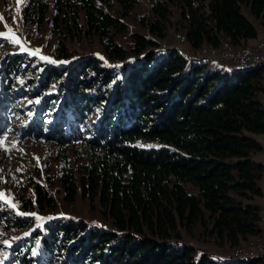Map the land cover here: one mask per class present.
I'll return each mask as SVG.
<instances>
[{
  "label": "trees",
  "instance_id": "16d2710c",
  "mask_svg": "<svg viewBox=\"0 0 264 264\" xmlns=\"http://www.w3.org/2000/svg\"><path fill=\"white\" fill-rule=\"evenodd\" d=\"M137 1L25 5L23 24L49 20L56 60L24 50L1 55L0 136L15 133L10 116L17 100L29 98L19 136L74 151L76 166L57 176L64 199L79 190L91 206L97 200L103 225L67 214L39 223L37 214L22 215L56 206L47 184L32 179V194L20 202L28 212L0 201V237L19 232L0 241V264H222L205 251L198 262L182 231L198 228L233 250L260 234L263 163L255 154L264 146L250 133L264 134L263 67L191 62L177 47L156 49L158 40L138 31L122 43L123 18ZM242 3L264 26V0H150L148 30L161 38L175 23L196 50L217 49L222 39L243 45L257 28ZM67 40L84 47L98 41L112 64L96 53L74 56ZM129 56L141 58L114 64ZM96 109L101 117L90 126ZM220 259L264 264L261 257Z\"/></svg>",
  "mask_w": 264,
  "mask_h": 264
},
{
  "label": "rangeland",
  "instance_id": "374dc122",
  "mask_svg": "<svg viewBox=\"0 0 264 264\" xmlns=\"http://www.w3.org/2000/svg\"><path fill=\"white\" fill-rule=\"evenodd\" d=\"M29 0H0V33L7 32L8 29H11V33L15 34V37L19 39V43H12L9 38L0 36V57L2 54L13 51H28L30 53H35L33 55H39L41 57H47L54 59L53 55L56 35L49 31V20L46 19L40 27L31 26L28 24L22 23V15L24 12L25 5ZM150 0H138L134 6L131 8L129 14L124 17L126 23L125 31L118 33L117 38L122 43L129 42V33L131 31H138L148 36L154 37L158 40L159 44L157 48H179L184 55H186L191 62L198 61L200 58L208 60H222L226 61L229 66L233 67L229 62L221 58V55H215V57L205 54L206 49L201 51H196L195 48L191 47L189 43H186V37L183 31L177 29L175 23H170L168 28L165 30V35L159 38L156 34L151 33L148 30V24L152 17ZM242 12L248 16L253 22L257 29H261V22L257 19L249 9V6L246 4H241ZM51 10L47 13L50 14ZM7 25V27H5ZM264 37L247 42L243 45L234 46L227 40H220L221 42H227L231 44L235 50L240 47L254 46L257 42L263 41ZM220 42V44H221ZM67 45L70 50L74 53V56L84 55L85 53H96L106 59L109 63L108 57L106 56L103 48L101 47L98 41H94L90 45L84 47L83 44L78 43L77 41L67 40ZM208 45V44H206ZM217 52L222 51V47L219 46ZM208 56V57H207ZM139 59L141 57L129 56L119 62L114 64H119L124 66L132 59ZM56 60V59H54ZM229 66L222 67V69H228ZM121 73H119L117 79L121 78ZM264 90L260 93V96L263 98ZM29 98L24 97L20 100H17L19 106V111L13 112L10 116V129L15 133L9 134L6 133V136H0V193H3L7 199L0 198V201L3 203L2 206L6 209L9 208L13 211L24 210L21 205L22 196L26 197L32 194V187L30 181L32 179L41 180L47 184L51 194L53 195L56 206L54 208H48L43 211H38L31 209L28 212L37 214L36 223H39L42 219H46L48 215L51 214H67L71 215L72 218L81 219L86 222H96L100 225H103L102 220L100 219V214L97 209V200L94 201L93 206L89 203L88 199L81 196L80 192L75 195L74 200L69 201L65 200L62 192V188L58 183L57 176L60 172V169L63 166L75 167L78 162V157L69 149H60L51 142H38L32 138H22L19 136L21 133V125L24 120L27 119V105L29 103ZM101 111L95 110L91 116L90 126H94L101 117ZM259 140L262 137V134L250 133ZM258 154V155H257ZM257 155V156H256ZM256 159H264V151H260L255 154ZM264 163V161L262 162ZM260 209L264 207V182H263V196L259 198ZM16 205L12 207L11 205ZM2 212V211H1ZM3 214L6 215L8 219L12 218L11 212L3 211ZM19 232H9L5 236L0 237V241L5 242V239H8L13 236H17ZM182 239L188 244L195 246L196 255L199 262L200 251H205L209 253L215 260L225 264V260L220 258L229 257L231 254L233 257V248L226 245L220 244L213 238L209 237L205 233L198 231L196 228L192 234H188L182 231ZM250 237L246 242L245 240L241 241L240 247H245V245L252 240ZM229 255V256H228ZM5 256V252H0V259ZM257 258H260L257 257ZM261 259L264 262V256H261ZM237 260H233L236 262Z\"/></svg>",
  "mask_w": 264,
  "mask_h": 264
},
{
  "label": "bare ground",
  "instance_id": "6f19581e",
  "mask_svg": "<svg viewBox=\"0 0 264 264\" xmlns=\"http://www.w3.org/2000/svg\"><path fill=\"white\" fill-rule=\"evenodd\" d=\"M263 41L257 42L254 46H248V47H240L237 50L231 46V44L227 42H221V49L222 51L219 53L217 52V49L203 46L202 48L196 50V51H201L203 49H206L205 54L215 57V55H221L224 56L225 58H228L227 61H232L235 63L237 57L239 56H245L247 52H249V58L245 59V64H241L240 66H235V64H232L229 62L233 67L237 68H253L261 65L263 67V75H264V57H260L262 55V44ZM208 57V56H207ZM224 59V58H223ZM226 60V59H224ZM197 61V60H196ZM222 62V60H218ZM226 62V61H223ZM263 182H264V163H263ZM259 215L261 218V232L259 235L252 237V240H249V242L245 245V247H240L236 248L234 250L235 257L238 258H246V259H251V258H257L264 256V250H248L249 247H258L262 240H264V207L259 209ZM247 241V240H246ZM245 241V242H246ZM230 258L231 254H230Z\"/></svg>",
  "mask_w": 264,
  "mask_h": 264
},
{
  "label": "built area",
  "instance_id": "2783aa9c",
  "mask_svg": "<svg viewBox=\"0 0 264 264\" xmlns=\"http://www.w3.org/2000/svg\"><path fill=\"white\" fill-rule=\"evenodd\" d=\"M260 57H264V42L262 44V55ZM221 58H224L226 60L228 59V58H225L224 56H221ZM246 58H249V52H247L245 56L237 57V59L235 61V66H240L241 64H245ZM248 250H264V240H262L261 244L258 247H251L250 246Z\"/></svg>",
  "mask_w": 264,
  "mask_h": 264
},
{
  "label": "snow or ice",
  "instance_id": "6c2138e0",
  "mask_svg": "<svg viewBox=\"0 0 264 264\" xmlns=\"http://www.w3.org/2000/svg\"><path fill=\"white\" fill-rule=\"evenodd\" d=\"M17 2L19 3V0H17ZM5 27H7V25H5ZM0 36H3L5 38H9L12 43H19V39L15 37L14 33H11V29H8L7 32L0 33ZM33 54H35V53H33ZM43 58L48 59L47 57H43ZM0 198L7 199V197H5L3 193H0ZM11 206L15 207L16 205L13 204ZM21 214L22 215H34V214H24V213H21Z\"/></svg>",
  "mask_w": 264,
  "mask_h": 264
},
{
  "label": "crops",
  "instance_id": "0c3cea01",
  "mask_svg": "<svg viewBox=\"0 0 264 264\" xmlns=\"http://www.w3.org/2000/svg\"><path fill=\"white\" fill-rule=\"evenodd\" d=\"M257 28V27H256ZM262 37H264V26H261V29H257V36L256 37H254V38H250V39H248L247 40V42H250V41H253V40H257V39H260V38H262ZM210 61H213V62H216V63H225V62H220V61H218V59H214V60H210ZM225 64H227L228 66H229V64L228 63H225ZM261 97V96H260ZM261 99L262 100H264V95H263V98L261 97ZM260 141L263 143V146H264V134H262V137H261V139H260ZM258 155V154H257ZM256 155V156H257ZM264 161V159L262 160V162Z\"/></svg>",
  "mask_w": 264,
  "mask_h": 264
}]
</instances>
